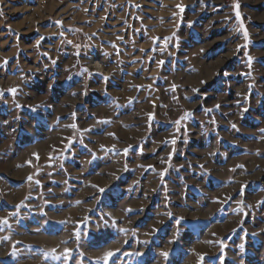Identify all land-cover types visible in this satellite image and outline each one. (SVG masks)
I'll return each instance as SVG.
<instances>
[{"label": "rangeland", "instance_id": "1", "mask_svg": "<svg viewBox=\"0 0 264 264\" xmlns=\"http://www.w3.org/2000/svg\"><path fill=\"white\" fill-rule=\"evenodd\" d=\"M0 220V264H264V0H0Z\"/></svg>", "mask_w": 264, "mask_h": 264}, {"label": "snow or ice", "instance_id": "2", "mask_svg": "<svg viewBox=\"0 0 264 264\" xmlns=\"http://www.w3.org/2000/svg\"><path fill=\"white\" fill-rule=\"evenodd\" d=\"M236 8H237V9L239 8V5H238V4L236 5ZM237 17L239 18V12H237ZM244 35H245V39H247V32H246V31H245ZM105 79H107V78H105ZM13 91H15V90H13ZM186 115H187V114H186ZM177 123H179V121H177ZM233 127H235V125H233ZM101 191H103V189H101ZM177 222H179V221H177ZM5 223H7L6 220H0V224H5ZM113 255H114V253L111 252V251L106 252V253L104 254V261H105V264H108V259H109V257H111V256H113ZM162 255L166 257L168 254L165 252V253H162Z\"/></svg>", "mask_w": 264, "mask_h": 264}]
</instances>
